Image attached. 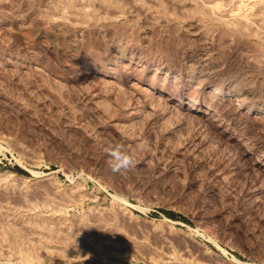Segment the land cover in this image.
<instances>
[{"label": "rangeland", "instance_id": "obj_1", "mask_svg": "<svg viewBox=\"0 0 264 264\" xmlns=\"http://www.w3.org/2000/svg\"><path fill=\"white\" fill-rule=\"evenodd\" d=\"M46 2H0V185L9 196L31 184L38 200L52 194L34 211L74 221L73 231L117 206L131 214L122 223L145 236L131 255L123 240L115 250L82 242L70 264H264L261 41L224 25L195 32L182 20L144 17L65 30L64 40L39 18ZM118 30L136 37L118 41ZM117 147L134 166L113 171ZM74 190L83 191L76 203ZM4 249L0 264H69L44 252L15 260Z\"/></svg>", "mask_w": 264, "mask_h": 264}, {"label": "bare ground", "instance_id": "obj_2", "mask_svg": "<svg viewBox=\"0 0 264 264\" xmlns=\"http://www.w3.org/2000/svg\"><path fill=\"white\" fill-rule=\"evenodd\" d=\"M226 1L227 0H47L46 5L45 6L43 5L44 7L42 6V8L39 9L37 12H38V15H39V18L41 19V21H44L46 24H53V26L55 25V28H56V36L55 37L58 36V38H62L64 40H65V38L68 37L67 35H68V32H70V30L75 32L77 29H88V28L90 29L93 27L95 28V26H97L101 22L105 23L108 21H114V20H117V18L122 19V17H125V19L127 17L128 19H131L132 21L135 20V22H138V21L143 20V17H144L143 21L146 20L148 22V24L150 23V24H154V25L155 24L160 25L161 23L163 24V22H165V21L167 23V21L172 20V19H173V21L175 19L182 20L186 23L187 26L186 25L185 26L191 28L192 31L193 30L194 31L195 30L196 31H198V30L202 31V29L208 28L209 26L220 27L221 25H224L229 29L230 32L236 33V34H238V35H240L246 39L257 38L258 40L261 41L262 45L264 46V0H239L238 2H232V0H231V2L228 1L227 3H226ZM0 2H1V0H0ZM108 25H111V24H108ZM115 25H116V22H115ZM45 26H47V25H45ZM125 26H124V28H125ZM51 28H52V26H51ZM211 28L215 29L213 27H211ZM53 29H54V27H53ZM132 29H133V27H132ZM65 30H68L67 35H66ZM131 30H129V34H127L128 31L125 30L127 32L126 35L124 34L125 33L124 30H122L124 32H122L121 30H118V34L122 38V39L120 38L118 41H121V40L124 41V39H123L124 37L127 41L129 39H135V37H136L135 33H133ZM207 30H208V32L210 31L211 33H206ZM217 30H218V28L216 29V31ZM223 30H224V28H223ZM54 31L55 30H53V32ZM112 31H113V28H112ZM116 31L113 33H116ZM224 31H222V32H224ZM229 31H227V32H229ZM109 32L107 33V31H106L107 34H109ZM204 32L208 35L209 34L212 35L213 30L206 29V31H204ZM47 33H49V32H47ZM71 33H69L70 36L72 35ZM224 33H225V35L228 34L226 32H224ZM118 34L116 36H119ZM52 35H54V34H52ZM213 35H214V33H213ZM231 35H232V33H231ZM137 36H138V33H137ZM126 37L129 39H127ZM224 37H226V36H224ZM129 41H131V40H129ZM111 42H113V41H111ZM127 44H128V42H127ZM262 45H257V46H260L262 48ZM137 46L135 44L134 48ZM117 47H119V46H117ZM117 47L115 48V51H117L119 53V51L121 49L119 50ZM126 47H128V46H126ZM134 48H130L127 51L132 52L131 54L133 55V52L138 53L136 51L141 50V49L136 50ZM258 49L257 48L255 49L256 53H257V51H259ZM125 50H124V52H126ZM113 52H114V50H113ZM120 52H122V50ZM124 52H123V54H124ZM139 53H140V51H139ZM254 57H255V55H254ZM256 58H259V57H256ZM259 60H261V59H259ZM257 62L259 64V61H257ZM159 63H160V61H159ZM262 63H264V62H262ZM205 64H208V63H205ZM202 66H203V64H202ZM194 71H197V69H195ZM198 71L199 72H195V73H197L198 76L203 77L202 75L204 72H202V70H200V69ZM192 75H193V73H192ZM41 175L42 174H37L38 179L43 178V176H41ZM48 181H50V180H48ZM25 183H26V181H25ZM41 183H44V182L42 181ZM44 184H46V183H44ZM20 186H21V184H20ZM30 186H29V189L31 190L32 188H30ZM36 186H37V183H36ZM39 187H41V186L39 185ZM44 187L45 186H43V189H44ZM46 187H45V190H46ZM25 188H27V187H25ZM16 189H18L20 191L19 187ZM29 189L20 193L19 197L18 196L17 197H15V196L11 197V196H9L10 192L8 191L11 189H7V188H5V186L0 185V205H1L0 206V255L3 252L2 247H3V249L6 247V248H8L9 254L11 253V255L13 257H15V260L19 259V260H23L26 262H30L32 259L34 260V258L37 257L36 254H38L39 252H44V254L46 253V256L49 255L48 256L49 258L47 257L48 259H51L50 256H53L52 258L61 257V258L65 259L64 262L67 261V263H69L70 261H75L74 260L75 258L73 259L72 256H75L74 254L77 251H80V246H81L82 242H87V243L91 244L92 246L95 247V250H97V249H99V250L100 249L115 250V249L119 248L118 247L119 245L117 244V240L119 239L120 242H123V241L126 242V244L124 242L123 243L126 246V248H124V249H126L125 252H127L128 255H129V253H130V255L133 253H136L137 251H139L140 248L143 249V246H145L144 241H143V240H145V238H144L145 236L143 237V235H142L141 237H138L139 233L134 231V228L130 227V226H133L132 224L126 225V224H124V222L122 223L123 219H125V221L128 222L129 220H126V219H128V215H131V214L127 213L128 214L127 215L122 209H121L122 210V212H121L117 206L114 207L115 205H118V204L114 205V203H113V205H114L113 207H114V209L117 208L118 212L117 211L116 212L118 214L114 211L116 214H112L111 218H107L108 220H105L106 219L105 217H108V216H105V217L103 216V219L105 218L103 220L102 216H100V215H98V218H99V216L101 217L100 219L96 218L92 221L90 220V222H89V219L86 220L85 218L82 220H78V221H76L77 223H75V224H77V228H76V230L73 231V227H74L73 222L74 221H72V224L68 223V221L70 219L67 221L64 219V217H62V215H52L50 217H48V215H47V217H45V216L42 217V216H40L41 213L38 214L34 211L33 207H35L34 204L36 202L43 201L44 203H47V204L52 202V199H53V198H51L52 192L50 193L51 195L49 197V196H47V193H46L47 190H46L45 191L46 194L44 193L46 196L44 195L42 197L41 195H39L40 198L41 197L42 198H41V200L40 199L38 200V198L36 196L29 194ZM57 189H59V188H56V191H57ZM74 189H76V188H74ZM18 190H17V192H18ZM37 190H39V188ZM51 190H53V189H51ZM70 191H71V189H70ZM31 192H32V190H31ZM39 192H41V191H39ZM57 192H59V191H57ZM57 192H55V193L57 194ZM80 192L82 193L83 191L80 190ZM76 193H77V190L76 191L74 190V192L71 193V196H70L73 198V200L76 199L75 203L78 200L76 196L79 195V193H77L78 195H76ZM15 194H16V191H15ZM34 194H37V191ZM61 194H62V192H61ZM60 197L61 196H59V198ZM68 197H69V193H68ZM81 197L79 195V200H82V199H80ZM54 198H55V196H54ZM115 200L120 201L118 198H115ZM116 201H115V203H116ZM64 205H65V203H64ZM70 205H71V203H70ZM57 206H59V205H57ZM113 210H112V212H113ZM48 214H50V212ZM101 215H102V213H101ZM107 215H109V214H107ZM96 217H97V215H96ZM132 219H133V216H132ZM69 222H71V221H69ZM102 234L105 235L104 238L101 236ZM167 243L168 242L166 241V244ZM24 244H27V246H29L30 248L29 247H28V249L25 248ZM4 250H7V249H4ZM84 253H86V252H84ZM9 254H7V255H9ZM4 255H6V254H3V256ZM54 255H56V256H54ZM39 262H41V261H39ZM61 262H63V261H61ZM77 262H79V261H77ZM9 264H10V262H9ZM72 264H74V263H72ZM241 264H247V263H241Z\"/></svg>", "mask_w": 264, "mask_h": 264}, {"label": "clouds", "instance_id": "obj_3", "mask_svg": "<svg viewBox=\"0 0 264 264\" xmlns=\"http://www.w3.org/2000/svg\"><path fill=\"white\" fill-rule=\"evenodd\" d=\"M111 157L110 166L113 171L119 172L122 169H129L134 166V158L119 147L111 152Z\"/></svg>", "mask_w": 264, "mask_h": 264}]
</instances>
